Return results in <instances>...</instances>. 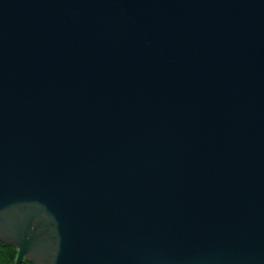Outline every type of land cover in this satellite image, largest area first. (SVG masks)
<instances>
[{
  "label": "water",
  "instance_id": "1",
  "mask_svg": "<svg viewBox=\"0 0 264 264\" xmlns=\"http://www.w3.org/2000/svg\"><path fill=\"white\" fill-rule=\"evenodd\" d=\"M0 243L264 264V0H0Z\"/></svg>",
  "mask_w": 264,
  "mask_h": 264
},
{
  "label": "trees",
  "instance_id": "2",
  "mask_svg": "<svg viewBox=\"0 0 264 264\" xmlns=\"http://www.w3.org/2000/svg\"><path fill=\"white\" fill-rule=\"evenodd\" d=\"M17 249L0 243V264H15ZM22 264H32L24 260Z\"/></svg>",
  "mask_w": 264,
  "mask_h": 264
}]
</instances>
